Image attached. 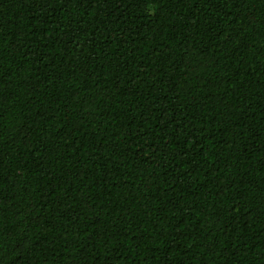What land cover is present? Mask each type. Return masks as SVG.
Masks as SVG:
<instances>
[{
    "label": "trees",
    "instance_id": "16d2710c",
    "mask_svg": "<svg viewBox=\"0 0 264 264\" xmlns=\"http://www.w3.org/2000/svg\"><path fill=\"white\" fill-rule=\"evenodd\" d=\"M0 264H264V0H0Z\"/></svg>",
    "mask_w": 264,
    "mask_h": 264
}]
</instances>
